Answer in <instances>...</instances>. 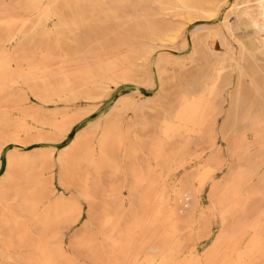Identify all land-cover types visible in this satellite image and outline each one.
<instances>
[{"label": "bare ground", "instance_id": "obj_1", "mask_svg": "<svg viewBox=\"0 0 264 264\" xmlns=\"http://www.w3.org/2000/svg\"><path fill=\"white\" fill-rule=\"evenodd\" d=\"M13 3L8 25L18 28L0 31V168L10 146L0 264H82L86 255L94 264H264V0ZM197 22L205 31H194L191 52H171ZM124 82L158 89L146 98L138 88L124 92L59 153L45 145ZM82 99L88 106L77 107ZM221 99L230 102L222 122ZM129 112L136 121L125 127ZM72 186L78 194H66ZM100 197L103 210L81 226L74 254L65 230L84 216L81 200L94 208ZM94 219L106 242L88 236ZM210 238L199 252L198 241Z\"/></svg>", "mask_w": 264, "mask_h": 264}, {"label": "rangeland", "instance_id": "obj_2", "mask_svg": "<svg viewBox=\"0 0 264 264\" xmlns=\"http://www.w3.org/2000/svg\"><path fill=\"white\" fill-rule=\"evenodd\" d=\"M225 10V9H224ZM223 10V12H224ZM17 9L14 6L13 0H2V7L0 9V31L4 34L16 31L18 28V25L13 26V27H9L8 23H9V18L12 14L17 13ZM219 22V20H218ZM53 22L51 21V24ZM201 22H197L195 24H191L190 26H188L182 37H180L176 43L177 49H171L170 51L175 53V54H180V55H187L191 52V38L192 35L194 33V31H196L197 33H204L205 29H203L201 27ZM187 42L186 47H183L184 42ZM181 44V45H180ZM182 46V48L180 47ZM216 48L218 49H222V47L220 46V44H216L215 45ZM182 50V52H181ZM152 65L149 66V68H151ZM192 68H194L193 65L189 66L188 70H191ZM135 84V85H134ZM152 87V88H151ZM139 89L142 94L139 96L140 98H146V96H152L153 94H155V92L157 91L158 87L156 86H147L145 83L143 84H138V83H133V82H124L121 83L119 85H115V84H111V88L109 89V91L102 96L99 101L97 102V108L91 112H88L87 114H85L78 122L77 124L74 126V128L72 130H70L69 132H67L63 137H58V139L56 140H52L50 142H46L45 145H50L53 147H57L56 148V153H59L60 150L74 137V135L76 134V132L82 128L83 126H85L88 122L93 121L95 119H97L98 117H102V116H106L114 107V105L116 104V102L118 101V99L120 98L121 95L128 93L132 90L135 89ZM125 92V93H124ZM144 94V96H143ZM32 102L33 103H37L38 101L32 97ZM89 102L82 99L76 102V106L77 107H84V106H88ZM220 106L222 105V107L224 108V111L219 115L220 117V122L223 121L224 116L226 115V111L230 108V102L228 100H223L221 99L219 101ZM112 105V106H111ZM98 109V110H97ZM151 114H155L152 112H149V115L152 116ZM123 123L125 127H128V125L130 123H135L136 121V116H134V112H129L127 113L124 118H123ZM136 128L132 127V132L135 131ZM148 131H146L147 133ZM145 133V134H146ZM149 133V132H148ZM70 135V136H69ZM65 137V138H64ZM67 138V139H66ZM223 141V142H222ZM138 142V141H137ZM217 142L219 145H221V148H223L225 155L227 156V159L229 158V151H228V144L225 140H223V138L220 136V139L218 137ZM226 145V146H225ZM40 146V145H39ZM225 147V148H224ZM9 147H7L2 155V164H1V168H0V176L5 172L6 170V160H7V154L9 152ZM33 146H29L27 147V149H32ZM210 151L209 150H204L202 153V159H206L209 156ZM123 154L122 152L120 153V155ZM144 154L143 150L140 149L139 151V156L142 157ZM195 164V163H193ZM193 169L192 164L186 166L185 168H181L178 169L172 176V180L175 181L183 176H185V173L191 171ZM59 170V165H57L55 167V173H58ZM227 172V168H225L222 171H219L216 174V178L219 180L222 179L224 177V175ZM110 179L115 180V177H111ZM124 183H123V189H122V194L123 197L125 199V203L129 206L132 198L129 197V185L131 184V176H124ZM58 178L55 179V183H56V187L58 189H60V191H63L64 189L59 185L58 183ZM58 183V185H57ZM209 185V186H208ZM59 186V187H58ZM106 186H108V184H106ZM208 186V187H207ZM212 187V183H208L203 191V195H202V207H207L210 205V199H209V192L210 189ZM207 188V189H206ZM67 191V192H66ZM66 194L68 195H76L78 194V189L76 187H70V189H65ZM83 205L85 206V212H84V216L80 219V221L77 224H74L72 226H70L69 228H67L65 230V244L68 248V250L73 251L74 254H77L76 250H75V246L73 245L75 242V236L80 232V230L82 229V225L84 224V222L86 220H91L90 214H92L93 217L97 218L98 213L102 212V203H103V198L100 197L99 199L96 200V203L93 205L94 208L91 207V204L85 200H81ZM88 202V203H87ZM90 209V210H89ZM92 210V211H91ZM89 211V212H88ZM95 224V225H94ZM218 225L215 226L214 231H218ZM100 231V227L97 224L96 219L92 220V226L89 228V232H88V236L89 235H95L96 237H98V241L99 242H106V240L104 239L103 235L99 234ZM212 238L210 239H202L198 241V251L199 252H203L204 249L207 247V245L211 242ZM205 244V245H202ZM70 245V246H69ZM69 246V247H68ZM71 248V249H70ZM75 250V251H74ZM108 249H106L107 252ZM105 252V253H106ZM109 252V250H108ZM91 255V254H89ZM107 255V254H106ZM91 257V256H90ZM90 257L83 256L80 257L81 263L82 264H94V260H91ZM89 260V261H88Z\"/></svg>", "mask_w": 264, "mask_h": 264}]
</instances>
